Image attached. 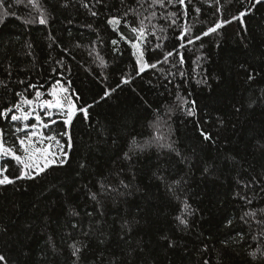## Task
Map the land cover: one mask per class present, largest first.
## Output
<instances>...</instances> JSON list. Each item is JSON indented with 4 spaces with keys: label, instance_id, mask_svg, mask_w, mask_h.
<instances>
[{
    "label": "trees",
    "instance_id": "1",
    "mask_svg": "<svg viewBox=\"0 0 264 264\" xmlns=\"http://www.w3.org/2000/svg\"><path fill=\"white\" fill-rule=\"evenodd\" d=\"M150 2L41 0L47 25L25 24L29 9L14 0H5V8L15 16L0 9V80L7 82L0 87V107L28 84L46 92L56 80L71 81L69 92L94 104L87 121L77 116L73 123L66 165L0 186V228L6 229L0 231V254L8 264H264V225L256 223L264 219L258 211L264 192L239 183L264 175V4L251 8L243 25L234 20L180 49L183 65L174 67L176 57H170L136 75L131 44L120 39L121 33L132 35L125 22L137 27L143 19L142 46L153 63L178 46L183 27L195 36L251 7L249 0H192L188 15L172 24L169 14L180 8H150ZM125 12L114 30L107 21ZM31 15L38 16L36 9ZM122 78L131 83L101 100ZM32 92L26 95L32 98ZM191 101L196 116L187 115ZM133 138L140 147L131 145ZM169 143L175 151L161 147ZM130 148L132 158L125 160ZM9 174L15 175L12 167ZM101 182L119 191L105 194ZM236 192L252 203L245 205ZM72 209L80 215H70ZM248 211L257 216L242 220ZM182 214L187 227L176 219ZM240 233L244 239L237 242ZM72 243L82 249L79 259ZM257 249L255 258L249 255Z\"/></svg>",
    "mask_w": 264,
    "mask_h": 264
},
{
    "label": "snow or ice",
    "instance_id": "2",
    "mask_svg": "<svg viewBox=\"0 0 264 264\" xmlns=\"http://www.w3.org/2000/svg\"><path fill=\"white\" fill-rule=\"evenodd\" d=\"M141 6L144 3H148V0H138ZM220 0H216V4L219 5ZM251 7H245L243 10L239 11L238 15L231 17L228 20H221L217 22L214 26L209 27L206 31L201 34L192 35L190 27H183L180 33L175 37L178 41V46L174 47L163 54L162 60H156L153 63H149L145 58V50L142 43L146 40V28L143 19L140 20L139 26L131 27L125 22V27L129 28L131 32V37L125 36L123 33L120 34V39L125 40L131 44L133 49V55L136 57L137 71L136 75L142 74L148 68H156L160 63H169L170 57H176V64L183 65L185 63L184 54L180 49H185L187 45L194 44L195 41L201 40L204 36H208L210 33L218 32L223 26L232 23L234 20H239L241 24L244 23V17L251 13V8L256 5L264 4V0H249ZM15 5H22L26 9H29L28 16L29 19L24 20L25 24H40L47 25L48 19L40 11L41 0H14ZM192 4V0H151L149 7L153 8L159 6L160 8H167L168 6H178L180 8L179 12H172L169 14L172 24L176 23V18L179 16H187L189 12V5ZM87 6V5H85ZM193 10L196 13L200 12L199 8H195L193 5ZM0 9H4L5 15L15 16V13H9L7 8H5V0H0ZM31 9H36L38 16L32 17ZM219 11V9H217ZM133 14H136L135 9H129ZM92 15H97L93 12ZM128 12L123 13L122 16L112 17L107 21L109 25L113 26L114 30H119V26L122 21L127 17ZM155 16V13H152ZM168 18V17H166ZM3 20L0 19V24H3ZM246 32V27L244 28ZM113 44L117 41L113 40ZM202 46V45H201ZM160 48L161 45H156ZM243 69L244 65H240ZM11 66L6 69L9 76H11L10 71ZM246 70V69H245ZM179 75L184 77V72L180 71ZM247 79L249 81L254 79V76L249 73ZM206 82V81H205ZM23 84L24 81H19ZM67 83L68 87H65ZM62 83L60 80H56L49 86L46 92L40 91L43 85L28 84L22 92H16L14 95L18 99L13 100L11 103L0 107V186L14 185L19 180H34L38 176L46 173L48 169L53 167H63L68 163L69 154L73 147L72 143V126L77 116H80L84 121L89 118V109L94 107L93 103H88L87 101H81V97L74 90L69 92V87L71 86V81H66ZM131 81L126 78H122L120 84L115 87L105 89L103 96L100 97L101 100L110 96L113 92L120 88L122 84H129ZM0 87L7 88V82L0 80ZM179 88V85H177ZM32 89V98L26 95ZM45 95L49 98H45ZM178 100H182L184 104H188L186 98L177 97ZM98 102V101H97ZM192 107L188 108L187 115L196 116L197 111L195 108V101H191ZM238 110V109H237ZM78 122V121H77ZM201 137L210 142H214L211 133L205 131L202 128H198ZM131 145L133 147H140L135 138L132 139ZM161 147H166L170 150L175 151L171 143L162 144ZM131 148L129 152L124 153L125 160H131ZM179 155V153H177ZM234 159V158H233ZM12 167L15 171V175L9 174V168ZM81 168H84L83 163L80 164ZM208 169L205 168V171ZM117 175H119L117 173ZM163 180V177H159ZM176 183H179L178 181ZM243 188L253 189V186H258L260 191L264 192V175L257 179L256 176H251L247 181H240ZM120 186L125 189L129 188L128 184H125L123 180H120ZM86 187V186H85ZM171 188V186H169ZM100 188L103 193L107 194L110 189L112 192H118L119 189L112 187L110 184L105 185L103 182L100 183ZM254 190V189H253ZM123 193H121L122 195ZM241 200L244 201L245 205L252 203V199L247 195H241L240 192L235 193ZM91 199L97 201V193H91ZM99 202V201H97ZM190 205L184 202V210L190 215L191 212ZM259 213L264 216V208H260ZM86 215H91V213H85ZM70 215L79 216L80 213L75 209L70 211ZM245 216L255 218L257 216V211H248L244 213L241 217L243 220ZM176 219L180 224L185 227L188 226V221L184 218L183 214L177 216ZM247 223V221H245ZM259 225H264V219L256 220ZM232 221H228V225L231 226ZM76 225H73L75 228ZM0 231H6V229L0 228ZM67 235H71L68 233ZM87 235V233H85ZM264 235V231L261 232ZM240 242L244 239V234H239ZM168 239V237H164ZM255 239V237H253ZM61 242H63V236H61ZM47 243L50 245L53 251H56V244L52 237L49 236ZM222 243L227 246V241ZM169 246H172L170 241ZM72 249V255L79 259L82 249L77 247L76 243L69 245ZM256 251L249 253L250 256L255 258L257 256ZM0 264H8L6 257L0 254ZM207 264V262H206Z\"/></svg>",
    "mask_w": 264,
    "mask_h": 264
},
{
    "label": "rangeland",
    "instance_id": "3",
    "mask_svg": "<svg viewBox=\"0 0 264 264\" xmlns=\"http://www.w3.org/2000/svg\"><path fill=\"white\" fill-rule=\"evenodd\" d=\"M43 92V91H42ZM45 98H49V97H47V95H45Z\"/></svg>",
    "mask_w": 264,
    "mask_h": 264
}]
</instances>
